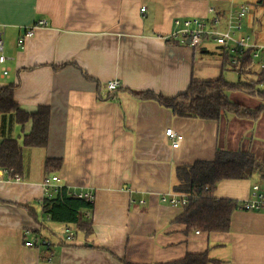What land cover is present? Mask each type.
Returning <instances> with one entry per match:
<instances>
[{
    "label": "crops",
    "instance_id": "1",
    "mask_svg": "<svg viewBox=\"0 0 264 264\" xmlns=\"http://www.w3.org/2000/svg\"><path fill=\"white\" fill-rule=\"evenodd\" d=\"M232 2L0 0L3 53L12 57L0 64V91L16 84L13 99L27 113L49 107L46 145L22 146L20 179L0 169V264H166L202 253L216 262L209 264H264V212L236 208L227 231L207 232L176 221L183 206L160 200L161 194L177 193L172 190L175 167L210 160L217 148L243 151L264 164V109L255 120L230 112L216 120L187 118L127 91L174 97L193 79L240 80L231 79L233 72L240 76L239 70L213 38L196 49L165 38L174 18H208V7L225 23L238 6ZM257 3L264 8V2ZM39 19L47 26L17 45L24 28ZM259 31L256 24L246 34L263 40ZM250 64L253 72L244 73L245 81L262 70L251 57ZM113 79L120 86L106 95L104 83ZM227 95L250 109L263 104L249 92ZM250 97L253 103H247ZM167 128L181 135L177 147L171 146ZM30 130L31 120L19 123L13 112L0 114V142L9 138L22 145ZM46 158L61 159L59 169L47 173ZM46 176L66 191H92V207L81 209L91 218L89 235L43 212ZM254 183L264 187V165L248 178L221 179L213 195L238 202ZM66 229L73 233L70 240ZM27 239L32 243L26 245Z\"/></svg>",
    "mask_w": 264,
    "mask_h": 264
},
{
    "label": "trees",
    "instance_id": "2",
    "mask_svg": "<svg viewBox=\"0 0 264 264\" xmlns=\"http://www.w3.org/2000/svg\"><path fill=\"white\" fill-rule=\"evenodd\" d=\"M263 3L264 0H257ZM243 66L239 74L251 73L250 55L245 52ZM227 62L224 55L223 62ZM253 72V71H252ZM250 81L238 80L228 82L222 77L211 80H191L185 91L174 97H164L152 91L127 90L138 99H152L171 110L175 116L199 119H218L223 112H230L240 118L255 120L264 109V69L256 73ZM16 84L10 83L0 91V114L13 112L19 123L31 120V130L23 135L22 145L15 139L5 138L0 142V169L10 171V174H20L22 171L21 149L24 147H45L49 122V107L39 106L33 113H27L18 108L13 99ZM241 90L257 95L263 100L256 108L250 109L244 105L230 101L227 92ZM61 165V159L46 158L44 169L47 173L56 171ZM258 165L253 157L240 150H224L217 148L210 160H195L191 164L175 167V181L172 190L185 194L188 202L176 221L197 226L201 231L225 232L229 228L230 216L237 208V201L230 198H218L213 195L218 181L221 179H241L251 177ZM92 204L82 198L67 194L64 187L58 188L54 196L44 197L42 210L52 221L72 223L76 230L86 236L92 232L91 218L81 212L83 208H91ZM73 238V235L72 237ZM215 261L206 253L187 254L184 258L166 264H209ZM216 263V262H215ZM121 264H133L121 260Z\"/></svg>",
    "mask_w": 264,
    "mask_h": 264
},
{
    "label": "built area",
    "instance_id": "3",
    "mask_svg": "<svg viewBox=\"0 0 264 264\" xmlns=\"http://www.w3.org/2000/svg\"><path fill=\"white\" fill-rule=\"evenodd\" d=\"M144 8H140L143 11ZM249 11L247 4H240L233 11H229L225 23H221L219 15L215 12L213 7L207 8L208 18L201 17H187L183 19L174 18L173 30L165 37L167 40H175L178 44L188 45L191 48H199L202 43L210 38H213L217 45L221 46V50L229 55V64L236 70H240L243 65V56L245 52L250 53L251 63L264 69V39L254 40L253 37L244 33L243 18ZM45 19H39L26 26L23 34L17 38V45H22L26 38H30L35 29L41 26H47ZM223 25V26H221ZM3 53V41L0 32V64H3L7 59H11ZM2 73L7 74V69L2 68ZM120 86V82L116 79L108 80L104 83L106 95H109ZM166 136L171 140V146L177 147L179 145L180 137L172 128L165 130ZM9 172V171H8ZM14 180H19L17 174H12ZM57 179H51L46 176L42 180V188L44 197H52L58 188ZM67 194L76 198H82L88 203H93L94 195L91 190H68ZM161 202L171 206H184L188 199L185 194L167 192L161 194ZM142 202V200H140ZM237 209L244 211L264 212V187L259 183L251 185L250 192L247 198L237 202ZM65 238L70 240L73 233L65 230ZM196 233L199 231L196 229ZM31 239L25 240V244H31Z\"/></svg>",
    "mask_w": 264,
    "mask_h": 264
},
{
    "label": "rangeland",
    "instance_id": "4",
    "mask_svg": "<svg viewBox=\"0 0 264 264\" xmlns=\"http://www.w3.org/2000/svg\"><path fill=\"white\" fill-rule=\"evenodd\" d=\"M240 3H245L249 5V12L246 14V16L243 18V23L245 25V32L248 34H252L254 32V29L256 28V24H261V31H259L260 37L264 36V8L259 6L257 3V0H237L232 2L233 7L236 8L237 5ZM254 24V26L252 25ZM236 74V73H235ZM231 79L237 80L238 78L240 80H248L249 77L246 74H238L234 75V72L231 73ZM264 88V86H263ZM246 96V95H245ZM233 98L236 101H243V97L240 94H234ZM254 97H250V99L247 100V103H253Z\"/></svg>",
    "mask_w": 264,
    "mask_h": 264
}]
</instances>
